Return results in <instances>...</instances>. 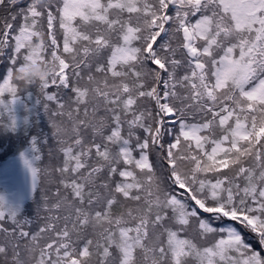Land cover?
Instances as JSON below:
<instances>
[{"label": "snow or ice", "instance_id": "1", "mask_svg": "<svg viewBox=\"0 0 264 264\" xmlns=\"http://www.w3.org/2000/svg\"><path fill=\"white\" fill-rule=\"evenodd\" d=\"M5 56L0 264H264V0H0Z\"/></svg>", "mask_w": 264, "mask_h": 264}, {"label": "trees", "instance_id": "2", "mask_svg": "<svg viewBox=\"0 0 264 264\" xmlns=\"http://www.w3.org/2000/svg\"><path fill=\"white\" fill-rule=\"evenodd\" d=\"M28 0H24V4H26ZM21 6H24L23 4ZM7 56L0 57V82H2L3 76L6 71V65H7ZM35 92V89H33ZM21 115H23V112L21 110ZM50 132V128L48 127L47 119L43 115V111L41 109L39 124H34L29 129V135L37 134L38 132ZM25 136L23 130L19 131L18 133H4L3 131H0V191L7 190L8 192H17V184L14 180V178L11 176L9 171L12 168L15 169H21L23 168L18 160H14V154L16 152V149L20 147L23 142L25 141ZM45 151V163H47V148L44 149ZM25 209L27 215L34 214L35 210V204L32 202V199L29 198L25 201ZM248 235L247 233H245ZM248 239L250 242L254 244V246L259 247L256 244V241L251 235H248Z\"/></svg>", "mask_w": 264, "mask_h": 264}, {"label": "rangeland", "instance_id": "3", "mask_svg": "<svg viewBox=\"0 0 264 264\" xmlns=\"http://www.w3.org/2000/svg\"><path fill=\"white\" fill-rule=\"evenodd\" d=\"M9 173L14 178L16 184H17V192H23L26 188V176L23 168L21 169H15L12 168Z\"/></svg>", "mask_w": 264, "mask_h": 264}]
</instances>
